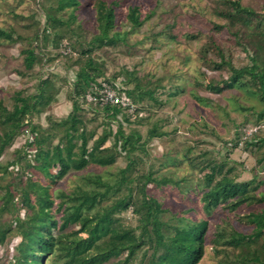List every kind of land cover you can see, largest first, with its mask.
Returning <instances> with one entry per match:
<instances>
[{
    "label": "trees",
    "instance_id": "16d2710c",
    "mask_svg": "<svg viewBox=\"0 0 264 264\" xmlns=\"http://www.w3.org/2000/svg\"><path fill=\"white\" fill-rule=\"evenodd\" d=\"M83 1L39 0V6L44 7V23L34 34L33 43L22 51L25 70L32 72L39 61L36 51L39 43L44 47L52 43L60 51L70 49L58 54L71 68H77L72 81L64 79L71 85L69 114L64 118L48 116L47 127L27 119L30 114L51 112L57 102L53 91L57 90L58 77L52 73L39 79L33 93L16 92L11 105L0 100V162L7 149L24 140L13 149L12 160L0 164V179L10 174L18 180L0 185V262L201 264L207 254L212 214L219 208L229 215L244 206L258 205L260 209L244 216L252 227L250 232H225L220 228L215 236L217 240L224 239L229 248L242 249L239 264H264V251L255 247L264 239V193H259L263 183L257 180V169L251 180L239 181L228 151L220 161L202 155L206 164L201 169L202 185L198 191L205 218L191 221L180 214L167 218L171 210L149 187L158 190L175 187L183 193L182 181L158 179L154 165L138 172L144 160L138 152L146 155L144 147L167 133L156 126L145 139L136 130L127 132L147 119L151 106L148 101L153 105L163 101L156 96V89L139 84L135 71H125V77L123 73L106 76L105 63L97 52L124 43L126 36L115 32L117 2L93 0L97 33L87 46L77 41L80 50L66 42L69 34L76 35V13L84 6ZM220 2L223 7L218 8L216 15L226 23L213 24L212 30H227L245 53L247 62L235 65L232 55L212 39V46L202 50V60L212 70L227 71L228 76L212 80L204 88L220 95L248 85L249 92L264 105V15L238 0ZM127 18L135 28L143 25L137 6L129 8ZM0 40L18 43L22 38L0 28ZM211 54L216 58L210 59ZM103 83L120 84L121 92L136 105L135 113L118 106L88 103L87 96H99ZM179 94L177 91L171 96ZM195 100L204 101L198 96ZM263 123L264 109L257 114L256 125L260 129L245 139V148L264 153ZM240 139L237 134L236 140L227 146L238 149ZM109 143L115 150L112 153H106ZM119 156L126 158V165L116 174H106L108 168L118 163ZM257 166L264 171V154L257 159ZM71 173L81 174V186L71 191L52 188ZM130 211L137 217L136 226L122 219ZM7 213L9 222L3 223ZM186 221L189 223L183 224Z\"/></svg>",
    "mask_w": 264,
    "mask_h": 264
},
{
    "label": "rangeland",
    "instance_id": "374dc122",
    "mask_svg": "<svg viewBox=\"0 0 264 264\" xmlns=\"http://www.w3.org/2000/svg\"><path fill=\"white\" fill-rule=\"evenodd\" d=\"M106 1L117 2L115 32L126 35L124 43L97 52L105 63L106 76L123 73L122 76L125 77V71H135L139 84L156 89V96L164 103L153 105L148 101L151 106L147 119L131 126L127 132L136 130L145 139L148 131L156 126L167 133L165 137L154 139L144 147L146 155L138 152L139 156H144L143 166H138V172L147 171L150 165H154L158 179L172 178L182 181L183 193L175 187L161 190L149 187L171 210L166 215L167 218L178 217L179 214L191 221L205 218L199 200L201 192L198 191V187L202 185L201 169L206 164L203 154L220 161L228 151L229 158L235 162L239 181L251 180L254 169H257V180L263 183L259 193H264V171L257 166V159L262 157L263 150L255 151L245 148L244 145L245 139L260 129L256 125L257 114L264 109V105L257 96L249 92L248 85L245 88L224 91L220 95L204 88L206 83L220 81L228 76L227 71L212 70L202 60V50L205 46H212V39L228 55H232L235 65L243 66L247 62L245 53L235 44L227 30H212L213 24L226 23L216 15L218 8L223 7L220 0ZM238 1L264 15V0ZM83 2L84 6L76 13V35L73 37L69 34L66 38V42L77 50H80L77 41L87 46L97 33V14L93 0ZM44 6L47 7L46 4ZM133 6L140 8L143 21L141 27L135 28L128 21L129 8ZM43 9V6H39V0H0V28L22 38L18 43L0 40V100L11 105V98L16 92L31 94L36 90L40 78H46L51 73L57 75V90L53 91V95L58 99L52 111L30 114L27 117L29 122L47 127L48 116L64 118L71 111V85L64 79L72 81L77 68H71L68 61L58 56L59 53L70 52L69 48L60 51L52 43L46 47L39 43L36 48L39 55L37 65L32 72L25 70L22 51L33 43L32 38L38 29H42ZM170 35L176 38H170ZM48 58L54 61L47 62ZM215 58V55H210V59ZM177 91L180 92L178 96H171ZM195 96L204 101H196ZM261 128V135L264 136V123ZM101 131L102 129L99 130L100 133ZM237 134L241 137L239 146L232 150L227 143L234 142ZM23 141L18 140L13 148L7 149L1 165L12 160L13 149L18 148ZM108 146L110 148L106 153L115 151L110 143ZM125 165L126 158L119 156L118 163L108 168L105 173L116 174ZM11 180L18 182L10 174H4L0 185H6ZM82 181L81 174L71 173L52 188L71 191L81 186ZM260 207L244 206L229 215L220 208L216 210L209 218V244L201 264H239L237 261L243 258L242 249L227 247L224 239L217 240L215 234L220 228L225 232H250L252 227L245 221L244 216ZM9 219L10 214L7 213L2 222L8 223ZM122 219L129 225H137V217L132 211L123 215ZM185 223L189 222L183 224ZM255 247L264 251V239ZM0 264L6 262L1 261Z\"/></svg>",
    "mask_w": 264,
    "mask_h": 264
},
{
    "label": "built area",
    "instance_id": "2783aa9c",
    "mask_svg": "<svg viewBox=\"0 0 264 264\" xmlns=\"http://www.w3.org/2000/svg\"><path fill=\"white\" fill-rule=\"evenodd\" d=\"M88 103H99L101 106H118L128 110L129 113L134 114L136 105L125 92H121L120 84L113 86L108 83H103L99 96L88 95Z\"/></svg>",
    "mask_w": 264,
    "mask_h": 264
}]
</instances>
